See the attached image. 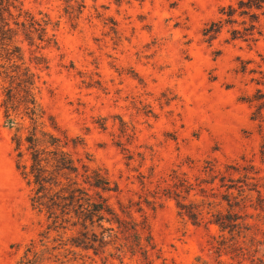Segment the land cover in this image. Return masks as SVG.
<instances>
[{
  "label": "rangeland",
  "instance_id": "374dc122",
  "mask_svg": "<svg viewBox=\"0 0 264 264\" xmlns=\"http://www.w3.org/2000/svg\"><path fill=\"white\" fill-rule=\"evenodd\" d=\"M22 1L56 45L24 47L48 63L30 65L41 119L7 123L0 79V264H264V0ZM30 132L67 137L120 225L31 205ZM49 173L57 196L82 184Z\"/></svg>",
  "mask_w": 264,
  "mask_h": 264
},
{
  "label": "trees",
  "instance_id": "16d2710c",
  "mask_svg": "<svg viewBox=\"0 0 264 264\" xmlns=\"http://www.w3.org/2000/svg\"><path fill=\"white\" fill-rule=\"evenodd\" d=\"M253 1L263 2L261 0ZM252 6L248 3L247 8ZM49 25L50 19L46 15L37 18L24 8L22 0H0V79L11 84L4 88L1 108L4 118L9 124L13 123L12 114L19 108L23 109L31 121L37 118L41 119L43 116L32 93L36 74L31 70L30 65L36 70H44L48 68V63L42 55H35L29 59L30 65H27L24 60V47L40 53L45 48L55 46L54 36L48 35ZM14 82L16 87H14ZM13 91H17V94L20 95L18 100ZM40 134L41 138L37 136L36 132H30L23 141L16 135L13 138L18 157L20 159L26 157L25 163L21 166L23 169L21 174L29 185L34 186L31 205L39 209L45 208L51 215L55 208L64 210L69 208L75 218L83 223V227L87 223L98 222L100 224L103 220H107L106 222L109 224L120 225L116 219L105 218V214L112 213L109 211L105 199L97 193V190L110 191L109 183L98 172L90 171L85 165H81L82 173L79 172L69 152L65 150L69 145L67 137L61 141L50 133L40 132ZM22 147H24L25 153L21 151ZM55 170L69 176L73 175L75 178L80 176L84 186L75 180L70 183L71 187L68 191L62 195L57 196L53 192H47L56 184L53 175L50 176L49 173ZM185 183H187L185 180H181L182 186L185 187ZM230 186L232 185L227 188H233ZM91 191H95L98 201L93 200ZM217 222L216 224L224 229L226 221ZM99 227L102 228V225ZM103 229L111 236L112 228ZM128 230L136 231L131 227ZM94 237L96 238V236ZM137 240V246H141L140 237ZM27 262L28 259L21 264Z\"/></svg>",
  "mask_w": 264,
  "mask_h": 264
}]
</instances>
